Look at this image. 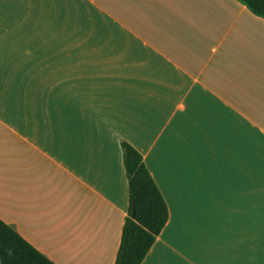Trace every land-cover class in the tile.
I'll return each instance as SVG.
<instances>
[{
	"label": "crops",
	"instance_id": "obj_1",
	"mask_svg": "<svg viewBox=\"0 0 264 264\" xmlns=\"http://www.w3.org/2000/svg\"><path fill=\"white\" fill-rule=\"evenodd\" d=\"M168 217L140 264H264V18L241 0H0V219L114 264L121 142Z\"/></svg>",
	"mask_w": 264,
	"mask_h": 264
},
{
	"label": "trees",
	"instance_id": "obj_2",
	"mask_svg": "<svg viewBox=\"0 0 264 264\" xmlns=\"http://www.w3.org/2000/svg\"><path fill=\"white\" fill-rule=\"evenodd\" d=\"M241 1L264 18V0ZM121 149L128 178V215L114 264H140L165 224L168 211L141 154L126 141L121 142ZM0 264L54 263L0 219Z\"/></svg>",
	"mask_w": 264,
	"mask_h": 264
}]
</instances>
